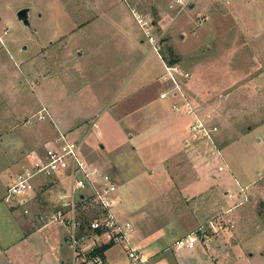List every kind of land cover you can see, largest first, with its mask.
<instances>
[{
  "label": "rangeland",
  "instance_id": "rangeland-1",
  "mask_svg": "<svg viewBox=\"0 0 264 264\" xmlns=\"http://www.w3.org/2000/svg\"><path fill=\"white\" fill-rule=\"evenodd\" d=\"M170 4L172 0H0V199L21 164L27 167L29 156L41 154L61 131L80 144L81 158L110 175L117 204L128 206L126 217L139 215L150 239H145L146 252L166 247L190 230L182 213L186 202L203 215L202 225L229 211L223 223L229 219L233 227L214 239L223 250V264H244L253 255V264H264L263 220L252 219L253 231L242 236L253 248L239 250L234 219L249 207L264 217V0H194L182 12L170 10ZM24 8L30 10L28 29L16 18ZM138 19L153 25L160 57L151 51ZM163 62L189 74L181 83L185 99L201 115L210 114L209 126L217 127L208 140L182 137L173 158L162 139L175 125L185 132L187 120L173 124L170 106L166 113L160 108L158 94L167 90L160 80ZM160 112L169 124L152 129ZM145 132L153 136L129 140ZM130 145L140 151L131 152ZM203 168L210 182L207 191L179 197L173 185L193 182L190 173ZM138 170L149 175L147 182ZM121 180L122 191L128 190L123 197L118 194ZM68 187L65 179L34 184L24 208L27 215L20 207L9 211L1 201L0 247L15 246L21 231L24 236L31 231L22 244V263L58 264L60 225L54 218L70 202L61 200ZM228 188L237 196L230 202L222 196ZM73 208L76 204L66 208L65 218H77ZM78 208L79 216L94 215L91 206ZM11 212H17L15 222ZM121 251L111 247L107 260L123 264ZM210 257L209 251L198 254L201 264H215ZM151 260L161 264L157 256ZM0 264H5L2 256Z\"/></svg>",
  "mask_w": 264,
  "mask_h": 264
},
{
  "label": "built area",
  "instance_id": "built-area-1",
  "mask_svg": "<svg viewBox=\"0 0 264 264\" xmlns=\"http://www.w3.org/2000/svg\"><path fill=\"white\" fill-rule=\"evenodd\" d=\"M193 2L194 0H172L169 9L182 12ZM138 24L143 28L144 37L151 51L159 56L160 41L152 31L153 25L142 19H138ZM163 69L160 80L166 83L167 90L159 94V99L164 100L168 96L175 97L176 95L183 97L185 105L188 107L185 114L193 117L189 128L190 133L199 139H210L211 134L217 132V127L209 126V117L200 118L184 97L181 83L189 78V74L175 66L166 65L164 62ZM173 109L177 111L178 107L173 106ZM41 119L44 117L42 116ZM79 151L80 144L70 140L67 134L57 132V136L44 145L41 154L29 156V165L21 168L13 183L6 188L2 201L10 207H25L36 181L55 179L60 182L65 179L69 183V194L63 192L61 200L68 197L67 200L70 202L63 205L64 210H60L54 220H57L66 231V247L72 253L70 264H108L104 259V252L98 253V250L105 245L120 246L127 264H152L142 255L138 247L132 245L131 224L119 222L113 214L117 198L115 197L116 188L110 175L86 162L81 158ZM221 170L222 168L218 169V171ZM75 200L77 201L75 202ZM71 203L76 204L77 207V210L72 209L73 214L77 212L80 214L79 206L82 210H84V206H91L94 215L85 217L79 216L77 213V218L73 216L65 218L64 215L67 210L69 211L66 208ZM228 212L223 211L207 225L178 239L173 243L172 248L191 250L196 245L209 247L219 234L227 231L228 227H233L229 219L223 223V216ZM24 213L27 212L24 211ZM86 242L89 243L86 249L88 253L86 257H82L83 246Z\"/></svg>",
  "mask_w": 264,
  "mask_h": 264
},
{
  "label": "crops",
  "instance_id": "crops-1",
  "mask_svg": "<svg viewBox=\"0 0 264 264\" xmlns=\"http://www.w3.org/2000/svg\"><path fill=\"white\" fill-rule=\"evenodd\" d=\"M161 91L164 92L165 89H163ZM158 100L160 102H162L161 103L162 105L160 106V108H161L162 111H164V113H166L165 109L167 108V106H170L171 110L167 111V113L170 116L174 117L175 122L170 120L171 122H174L173 124H175L176 122H180V121L182 122V120H184V119L187 120L186 125L184 124L185 128L187 129V130H185V132L182 130L183 133L181 134L180 133L181 130H177L178 127L175 125V128H173L174 130H172L170 132V134L166 135V137L164 139H162L165 142H167V144L169 145V147L166 149V154L168 155V157H172L173 158L176 155H178V151H179V149H178L179 148L178 147V142H179V140H182V137L184 139V137L187 136V135L188 136L192 135L190 133V131H189V128H190V125H191V122H192V118L193 117H192V115H186L185 114L187 112V110H188V107L185 105L184 98L181 97L180 95H176L175 97L168 96L166 99L160 100L159 99V94H158ZM166 103H167V105H166ZM188 103H190V102L188 101ZM173 106H177L178 107V110L177 111L174 110L173 109ZM192 108H193L194 112L200 118H205V117L208 118L209 117L210 118L209 120L210 121L212 120V117H211L210 114L201 115L194 107H192ZM162 113L160 112L158 118L155 119V122L152 125H150V127L152 129L153 128H158L159 129V128H162V126L164 124H169V120L168 119H163L164 113L163 114ZM173 124L171 125L170 128H172ZM145 129L143 131H146L147 132V130H145ZM146 132L143 135H141V134L140 135H135V136L134 135H131L129 140L131 142H133V141L139 142V140H142V138H143V140H145V139L148 138V136H153V135L146 134ZM61 133H63V132H61ZM97 135H99V132L97 133ZM83 136H81V137H83ZM194 137H196V136H194ZM131 146L132 145H130V148H129L131 152L138 153L140 151L137 148H134L133 149ZM148 150H150V149H148ZM23 164H21L20 169L15 174V176L21 171V168L24 166ZM89 164H91V163H89ZM91 165L97 167L98 169H100L102 171H105V170H103V167L101 165H99V166L98 165H94V164H91ZM205 170H206L205 168H203V170L201 169L200 172H199V174H197L195 172H191L190 173L191 176H189L188 178L189 179H192L193 182L192 181H189V182L185 181V182H183L185 184V186H183L181 183H179L177 181V183H175V185H173L174 187L172 189L175 190V191H177V195L179 197H182L183 199L184 198H187V197L188 198H194V197H196L198 195H202L203 193H205L207 191L208 187L210 186V182L209 181L208 182L206 181L207 179L205 178V175H204L205 172H206ZM138 171L142 175L141 177L144 179V182L145 181L147 182L148 178H150L149 175L146 174L147 177H148L147 178V177L144 176V171H140V170H138ZM15 176H14V178H15ZM122 181L123 180L120 181L121 184L118 186V188H119L118 189V191H119L118 194H120L123 197V194L122 193H124V191L127 192L128 190L125 187V190L122 191V188H123ZM43 182L45 183L46 180H44V179L43 180L42 179L41 180H38V181H36L35 184L38 185L39 187H41L44 184ZM48 183H50V182H48ZM254 183H255V181L252 182V183H250V184H254ZM10 185H8V186H10ZM148 185H150V184L148 183ZM51 186L52 187H56L55 185H51ZM150 187H151V185H150ZM60 188H63V187H60ZM153 189L154 190H157L155 188H153ZM32 193L29 195V203H30V200H31ZM233 193H234V190L231 191L228 188L226 191H224L222 193V196L224 197V199L226 200V202H230L231 199L234 200L237 197L236 194H233ZM117 199H119V197H117ZM1 201L2 200L0 199V202ZM28 205L26 204L25 207H28ZM122 206L123 207L121 209V207H120L119 204H116L115 205V207L113 209V214H114L115 218L119 222H122V223L123 222H127V223H130L131 224V226H132L131 239H135V240H131V243L133 241L132 245L138 247L140 249L142 255L146 259H149L151 263H152V260L151 259H153L154 256H157V257H159V260L161 261V264H201L202 262L200 260H198V254L199 255H202L204 253V251H206V252L209 251L212 254V257H210V259H211L212 262H214L215 264L216 263L223 264V262H221L222 261V258H223V250L221 248H218V242L217 241H212L211 244L209 245V247H207V248L206 247H203V246H200V245H196L191 250H180V252H177L175 255H174L173 252H171L172 254L168 253V251H171L172 245H173V243L175 241H177L178 239H181V238L187 236L188 234L194 232L199 227L203 226L201 224L202 221H203V218H202L203 215L202 214H197V213L194 212V210L196 209V207H194V204H191L190 203L189 205H187L186 202H184V209L182 211V213L184 215H186L187 222L190 223L189 224V226H190L189 229L190 230H188L187 232H185L182 235H178V237L176 236L175 238H173L171 240V242L168 243V246L159 248L157 250H152V252L151 251L146 252V249H145L146 246L145 245L148 244L149 241H146L145 239H149V238H147V236H145V232H143L142 226L140 225V223H138L139 220H137V218H140L139 215H136V218L135 217L134 218H132V217H126V211H127L126 207H128V206L127 205H124V203H122ZM7 207H8V210L10 211V209H11L10 206H7ZM25 207H20L21 209H23L22 213L24 212V208ZM164 209L168 211L170 209V206H165L164 205ZM252 209H253L252 207L251 208L249 207L247 211H244V212L241 211L240 213H238V212L235 213V218L234 219L237 222L236 236L239 239L238 240L239 242L237 243L238 246L236 248L239 249V250H240V247H244L246 250H250V249L253 248L252 246H250V244H248V243L246 244L245 242H242V236L245 235V234L248 235V232H250V231L252 232L253 229H254L253 226L252 227L249 226V224L252 221V219H254V218L256 219L258 217L261 220H263L262 229L261 230L264 231V217L259 216L258 213L254 209L253 210ZM14 210H18V211L21 212L20 209H14ZM25 211L28 213L27 210H25ZM11 213L13 215V220L15 222V219L14 218L17 216L16 215L17 212H11ZM27 213H23V214L27 215ZM16 218H18V217H16ZM128 218H129V220H127ZM18 228H19V226H18ZM40 228L41 227L36 228L37 231H39ZM59 229H60V232H59V249H58V254H56L57 260L59 261L58 264H70L71 261H72V253L66 247V244H65L66 231H65V229L61 228L60 226H59ZM258 229L260 231V228L257 226L256 229H255V231H258ZM30 232L31 231H29L28 233H26L25 236H24V234L21 231V235H22L21 237L22 238H21V240L15 246H13V247L8 246L7 248H4V249H2L0 247L2 249V250L0 249V257L2 256L5 264H23L22 261L20 260V252H21V248H22L23 241H26L27 240L28 235H30L29 234ZM136 239L137 240H142L143 243L142 242H137ZM110 249L111 248H109L108 250H106L103 253L104 259L106 260V262L108 264H111V263H110V261L107 260L106 253ZM255 249H257L259 251V253H261V251H262L260 248H257V247H255ZM122 255L124 256L123 253H122ZM181 256H187L189 259H187V260H185V259L183 260L182 259L181 260V258H182ZM255 256H257V255L251 256L249 258V260L247 261V263H244V264H253L254 257ZM123 258H124L123 264H127L126 263L125 256ZM40 261L41 262L43 261L42 256L40 258ZM203 264H207V263L204 262Z\"/></svg>",
  "mask_w": 264,
  "mask_h": 264
},
{
  "label": "water",
  "instance_id": "water-1",
  "mask_svg": "<svg viewBox=\"0 0 264 264\" xmlns=\"http://www.w3.org/2000/svg\"><path fill=\"white\" fill-rule=\"evenodd\" d=\"M29 13L28 8L21 9L16 13L17 20L27 29L29 28Z\"/></svg>",
  "mask_w": 264,
  "mask_h": 264
},
{
  "label": "trees",
  "instance_id": "trees-1",
  "mask_svg": "<svg viewBox=\"0 0 264 264\" xmlns=\"http://www.w3.org/2000/svg\"><path fill=\"white\" fill-rule=\"evenodd\" d=\"M112 246L111 245H105V246H102L99 250H98V253L102 254V252H105L106 250H108L109 248H111Z\"/></svg>",
  "mask_w": 264,
  "mask_h": 264
}]
</instances>
